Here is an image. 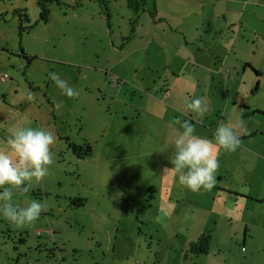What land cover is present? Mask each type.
<instances>
[{
    "label": "rangeland",
    "instance_id": "1",
    "mask_svg": "<svg viewBox=\"0 0 264 264\" xmlns=\"http://www.w3.org/2000/svg\"><path fill=\"white\" fill-rule=\"evenodd\" d=\"M241 2L147 0L134 25L127 0H0V149L18 127L57 137L48 174L12 189V203L45 208L25 226L0 216V264H264V230L243 251L238 221L253 218L245 202L264 207V0L239 19ZM49 72L77 95H62ZM194 97L206 114L186 109ZM216 115L254 135L220 150L213 187L194 192L164 172L176 118L211 139ZM71 145L91 152L78 158ZM204 232L208 253L184 260Z\"/></svg>",
    "mask_w": 264,
    "mask_h": 264
},
{
    "label": "clouds",
    "instance_id": "2",
    "mask_svg": "<svg viewBox=\"0 0 264 264\" xmlns=\"http://www.w3.org/2000/svg\"><path fill=\"white\" fill-rule=\"evenodd\" d=\"M55 87L62 95L74 97L76 90L55 72L48 73ZM28 101L34 99L31 92L25 93ZM61 105L57 104L59 108ZM189 112L204 115L209 105L202 97L185 98ZM176 135L170 159L171 168L177 174V181L191 191L210 189L215 183V173L219 167L220 150L233 152L240 146V137L231 124H220L213 137L198 135L193 123L188 119L176 118ZM54 130L46 127L23 126L16 128L6 137V148L0 149V216L9 223L25 226L34 222L45 205L33 199L24 206L12 203V189L28 190L32 183L40 182L49 172L53 161L52 146L56 142Z\"/></svg>",
    "mask_w": 264,
    "mask_h": 264
},
{
    "label": "crops",
    "instance_id": "3",
    "mask_svg": "<svg viewBox=\"0 0 264 264\" xmlns=\"http://www.w3.org/2000/svg\"><path fill=\"white\" fill-rule=\"evenodd\" d=\"M247 1L248 0H242V2H241L242 8L239 11V15L241 14L239 19H242V16L245 13L246 14H250V18H252L253 8H251V7L256 6V3L258 2V0L254 1L255 3H253V4H249ZM229 13H231V16L232 17H237V15H238V11H236V10H231V12H229ZM156 17L158 18V21L159 22H161L162 20H164V19L158 17L157 15H156ZM150 19L152 21H154L151 17H150ZM154 22H156V21H154ZM234 25L235 24H232L231 26L233 27ZM226 57H227V54H226V56L224 58H226ZM216 59H219V56H216L215 59L213 60V62H211V65L212 66L215 65ZM251 70L255 73V75H256V72H258L260 74V72L257 71V70H255V69H251ZM225 79H227V78H225ZM216 116L219 117V118H217V123L219 125L222 124V123L223 124L227 123L226 119L223 116H221V115L220 116L219 115H216ZM201 127L203 129H205V124L202 125ZM253 135L254 134H248V135L245 134L243 137H240V140L243 139V138L251 137ZM256 162H257V165H258V161L257 160H256ZM223 180H224L223 175L217 176V187L216 188H218V186H220V183L219 182L220 181H223ZM217 190L215 191V193L217 194L215 197L218 196ZM259 191L264 192V187L258 186V192ZM247 196H250V195L248 194ZM256 196H259V195L257 194ZM248 200H252V199L248 198ZM259 202H260V200H255V202L253 201L254 206L255 207L256 206H261L262 204H259ZM243 209H244V211L245 210H251V212L253 213V215H252L253 218H251V217L249 218L248 217L249 215L243 214V215H241L239 217L241 219H238V221H240V223L243 224V229H244L243 230V236H242V243H241V245H242L241 248L244 251V245H246V243H248V242H252L255 237H257V236L260 237L261 231L264 230V226L261 227V225L264 224V221H263V219H264V216H263V209H264V207H260L259 209H254L251 205H249L247 202H245L244 205H243ZM251 219H254V220H251ZM248 222H250L252 225L251 224H248ZM252 228H255V229L253 230Z\"/></svg>",
    "mask_w": 264,
    "mask_h": 264
},
{
    "label": "trees",
    "instance_id": "4",
    "mask_svg": "<svg viewBox=\"0 0 264 264\" xmlns=\"http://www.w3.org/2000/svg\"><path fill=\"white\" fill-rule=\"evenodd\" d=\"M46 0H43V2ZM147 0H141L140 3L136 2V0H127V5L128 8L132 11L133 13V20H134V25L137 24V20L139 17V13L144 11L145 9V5ZM102 2V1H100ZM41 3V2H40ZM152 10H148L150 17L155 21L156 18V11H155V7H154V3H152ZM40 6V14L39 17L42 21H45L46 16H47V9L45 4H39ZM158 20V19H157ZM24 22H27L26 19L23 20ZM20 28H22L20 26ZM133 28V27H132ZM27 61L29 62V60L27 59ZM256 72V71H255ZM256 76H260V74L258 72H256ZM259 87V85L257 84L255 86V90H257ZM72 149V152L78 157V158H83L86 157L90 154L91 149L88 146H75V145H71L70 146ZM73 203H75L77 206H80L81 204H83V201L81 200H76ZM210 235L208 232H204L202 233L198 239L195 242H192L187 251L184 253L183 255V259L186 260L188 258V255H206L208 253V249L210 246Z\"/></svg>",
    "mask_w": 264,
    "mask_h": 264
},
{
    "label": "built area",
    "instance_id": "5",
    "mask_svg": "<svg viewBox=\"0 0 264 264\" xmlns=\"http://www.w3.org/2000/svg\"><path fill=\"white\" fill-rule=\"evenodd\" d=\"M7 79H8V78H7L6 75H2V76H0V81H1L2 83L6 82Z\"/></svg>",
    "mask_w": 264,
    "mask_h": 264
},
{
    "label": "flooded vegetation",
    "instance_id": "6",
    "mask_svg": "<svg viewBox=\"0 0 264 264\" xmlns=\"http://www.w3.org/2000/svg\"><path fill=\"white\" fill-rule=\"evenodd\" d=\"M148 14H149V12H148Z\"/></svg>",
    "mask_w": 264,
    "mask_h": 264
}]
</instances>
